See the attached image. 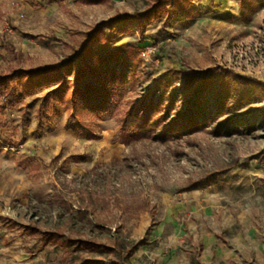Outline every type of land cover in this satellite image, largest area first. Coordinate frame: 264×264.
<instances>
[{
  "label": "rangeland",
  "instance_id": "obj_1",
  "mask_svg": "<svg viewBox=\"0 0 264 264\" xmlns=\"http://www.w3.org/2000/svg\"><path fill=\"white\" fill-rule=\"evenodd\" d=\"M85 61L125 77L106 111L25 87L47 67L84 87ZM1 71L23 94L0 98V245L20 261L264 264V0H0ZM138 107L196 119L159 137L126 127Z\"/></svg>",
  "mask_w": 264,
  "mask_h": 264
},
{
  "label": "trees",
  "instance_id": "obj_2",
  "mask_svg": "<svg viewBox=\"0 0 264 264\" xmlns=\"http://www.w3.org/2000/svg\"><path fill=\"white\" fill-rule=\"evenodd\" d=\"M49 4L57 3L63 0H45ZM65 1V0H64ZM86 3H97L101 0H76ZM160 5L149 9L146 13L139 16L141 20V26L144 28L149 24L150 20L156 17L157 10ZM98 40L95 38L94 42ZM101 58L109 56V54L104 53ZM16 75L13 73H8L5 71L0 72V98L8 100L13 103L15 100L21 99L23 94H19L15 91L13 85L16 83ZM22 76L27 78L25 82V87L36 88L35 80H39L42 86H55L56 88L47 93L46 99L41 105V109L48 107V102L52 101L56 105L54 108L58 110V103L66 105L71 108L76 114L86 113L95 114L96 112L106 111L108 108L109 101L117 97L120 94V87L125 81V77L118 71L112 70L108 71L102 68L100 65H92L89 62H83L82 67L77 73V81L81 82L87 77H91L92 81L87 83L84 87L77 86L73 89L67 90L64 86V79L62 71L59 67H47L41 70L28 71L22 73ZM62 82V83H61ZM42 87H39L40 89ZM70 92V93H69ZM40 109L39 113L42 114ZM151 113L148 109L138 107L130 113H128L125 122H132L131 125L127 124L126 127L132 128L133 124L136 122L141 123L139 129L146 130V132L154 131L155 128L159 129V137L167 134H171L172 137L177 136V131L180 127L185 126V124L192 119H196L193 114H189L184 118L183 121H176L175 124L167 126L162 125L161 116H157ZM185 117V116H184ZM181 122V123H179ZM174 126V130L173 129ZM143 133V134H145Z\"/></svg>",
  "mask_w": 264,
  "mask_h": 264
},
{
  "label": "crops",
  "instance_id": "obj_3",
  "mask_svg": "<svg viewBox=\"0 0 264 264\" xmlns=\"http://www.w3.org/2000/svg\"><path fill=\"white\" fill-rule=\"evenodd\" d=\"M179 210V209H178ZM173 216V215H171ZM172 224H174V233L177 232L178 223L176 217L172 218ZM176 221V222H175ZM16 242V240L14 239ZM1 246V260L0 264H30L28 260L20 261L18 257V243H10Z\"/></svg>",
  "mask_w": 264,
  "mask_h": 264
},
{
  "label": "built area",
  "instance_id": "obj_4",
  "mask_svg": "<svg viewBox=\"0 0 264 264\" xmlns=\"http://www.w3.org/2000/svg\"><path fill=\"white\" fill-rule=\"evenodd\" d=\"M0 260H1V246H0Z\"/></svg>",
  "mask_w": 264,
  "mask_h": 264
}]
</instances>
